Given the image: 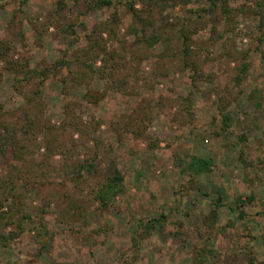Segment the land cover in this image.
Masks as SVG:
<instances>
[{"label": "rangeland", "instance_id": "1", "mask_svg": "<svg viewBox=\"0 0 264 264\" xmlns=\"http://www.w3.org/2000/svg\"><path fill=\"white\" fill-rule=\"evenodd\" d=\"M66 2L57 20L58 0H0V39L49 70L36 96L0 63V129L17 137L0 150V264H264V0ZM95 29L118 90L105 91L102 50L94 78L73 81ZM27 91L45 132L22 129ZM113 169L124 192L105 207ZM14 208L21 227L5 224ZM154 217L163 226L146 229Z\"/></svg>", "mask_w": 264, "mask_h": 264}, {"label": "trees", "instance_id": "2", "mask_svg": "<svg viewBox=\"0 0 264 264\" xmlns=\"http://www.w3.org/2000/svg\"><path fill=\"white\" fill-rule=\"evenodd\" d=\"M77 1L78 0H75V2ZM66 4H67L66 0H58L57 7L54 9L53 12L49 13L50 19L54 17L57 20H60L61 17H64L63 11L66 8ZM88 5H89L88 6L89 9H97V8H104V7L111 8L115 6V2L114 0H91V3L88 2ZM128 5H129L128 7L130 11L131 12L134 11L133 15L136 14L134 1H128ZM114 22H116V15L112 19H110V23H107L106 27L110 26V24L114 26ZM71 27H72V24L71 26L69 25L68 27H66V29H63V31H65L66 33H73L74 30ZM105 30H108V32L111 33L113 28H110V29L106 28ZM40 32L37 35V38H39L38 41H40V38H41ZM180 32H182L181 36H182V43H183V49L181 51V54L184 56V58L187 59L190 53L189 52L190 51L189 49V39L190 38L185 32V30L182 29V31L180 30ZM97 33H98V30L95 29L94 33L92 31V33L86 35V38L88 39L90 44L86 47H82L81 48L82 54L76 57L77 63L81 68L78 72L72 73L73 81L74 83L79 84V83H83V80H87L86 82H90L94 78L95 70L92 65V61L94 59V56L96 55V51L102 50L103 58H102V68L100 71L101 72L100 76L105 82V91L118 90L119 88H121V86H119V83L117 79H115V75H114L115 74L114 66L116 64L114 62V59L116 58L115 52L113 49L109 50V48L106 45V42L99 43L98 38H101L100 40H102L103 38L101 36L99 37ZM144 40H146V43L150 45L149 38H144ZM157 41L158 40H156V42ZM13 54H14V50H13V47L10 45V43L4 39H0V63L3 62L5 64L4 69L9 70L12 72V74H14L15 89L20 90L21 88V91L24 92V90L22 89H24L27 85L33 82L36 85L33 95H36V96L39 95L38 89L43 86L44 81L49 75L48 73L49 70L46 68L37 69V68L30 67L29 65L24 63L22 60L15 59ZM186 59H185L186 65H189L191 62ZM1 78L2 77L0 75V79ZM35 78L36 79L38 78L39 83H37V81L34 80ZM105 94L106 93H103V95ZM24 95L28 97L29 96L28 91L25 92ZM38 100H40L39 97H38ZM38 100L36 97L35 99L36 108H35L32 105L33 104L32 98L28 97L26 99L27 104H29L30 106V109L24 111L25 114L23 113V118L21 119L22 120L21 126L24 131H29V130L39 128L42 132H45L47 129L46 127H44V126H47L45 121L42 120L43 121L42 122L39 116L40 114H38L39 110L41 109V103ZM69 114L66 116V119L63 122L64 125L65 124L69 125L71 122H73L72 120H69L67 122V119L71 117V115ZM73 124L74 123H71L70 125H73ZM6 131L8 132L9 130L6 129ZM16 138L17 137L12 134H8V135L2 134V131L0 129V150L4 153H7V151H9L8 150L9 147L15 145V142L12 145L10 141L15 140ZM55 138H56L55 134H53L51 141L52 142L56 141ZM8 142H10L11 144ZM189 166L194 172L202 173L203 171L210 169L211 163L207 159H202L199 157L192 156ZM84 167L85 166L81 165L80 168H84ZM123 181H124V177L118 169H113L110 172L106 182H104L96 190L97 191L96 198L98 199V201H100L101 205L107 207L114 200L115 197H117L119 194L124 192ZM237 201L238 203L236 206L238 207L244 204L241 198H238ZM14 212H15V208L12 209L10 213H7L8 218L6 219L5 224H15L16 222L18 226L21 227V224L24 222L25 218L28 215H26L24 212L21 211L19 219H18L15 216ZM163 216L164 215H162L161 218ZM161 218H155V217L151 218L146 223H144L145 228L148 230H151L153 228L160 229L163 226ZM15 234H19V233H12L10 237L15 236ZM1 236L5 239L10 238L9 236L4 237L5 235L3 234H1Z\"/></svg>", "mask_w": 264, "mask_h": 264}]
</instances>
